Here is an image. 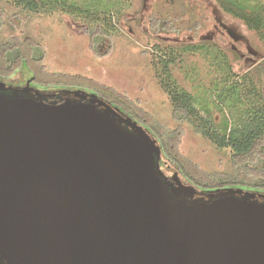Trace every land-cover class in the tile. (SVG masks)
Here are the masks:
<instances>
[{
    "label": "water",
    "instance_id": "obj_1",
    "mask_svg": "<svg viewBox=\"0 0 264 264\" xmlns=\"http://www.w3.org/2000/svg\"><path fill=\"white\" fill-rule=\"evenodd\" d=\"M5 89L0 264H264L254 193L172 186L157 139L104 100Z\"/></svg>",
    "mask_w": 264,
    "mask_h": 264
},
{
    "label": "rangeland",
    "instance_id": "obj_2",
    "mask_svg": "<svg viewBox=\"0 0 264 264\" xmlns=\"http://www.w3.org/2000/svg\"><path fill=\"white\" fill-rule=\"evenodd\" d=\"M16 1L0 0V13L6 20L13 18L18 26L23 25L14 29L6 22L0 40L14 33L33 36L47 47L46 63L51 70L81 73L110 85L138 99L166 126L174 127L176 121L170 93L157 74L161 53L174 51V78L201 104L208 105L218 122L225 119L234 123L243 117L256 99L249 93L253 84L264 94V36L225 12L218 0H43L37 12ZM99 1L106 4L93 9L92 2ZM235 1L252 9L264 5V0ZM71 3L85 11L86 3L91 7L83 15L78 7L66 6ZM86 16L100 17L111 26V53L96 56L92 52L84 31ZM235 79L243 83L242 95L236 94L228 107L219 103L216 94L227 90L225 96L230 98ZM12 80L18 83L23 77L19 73ZM185 127L181 150L188 159L205 171L230 169V149H219L190 125ZM164 170L171 172L167 167Z\"/></svg>",
    "mask_w": 264,
    "mask_h": 264
},
{
    "label": "trees",
    "instance_id": "obj_3",
    "mask_svg": "<svg viewBox=\"0 0 264 264\" xmlns=\"http://www.w3.org/2000/svg\"><path fill=\"white\" fill-rule=\"evenodd\" d=\"M41 1L43 0H17L16 4L28 11L37 12ZM218 2L225 12L241 20L249 30L264 36V5L252 9L240 1ZM92 3L95 6L93 9H99L101 4H106L100 1ZM86 4V11H89L91 5ZM109 5L107 4L108 8ZM66 6L74 9L78 7L83 15L86 12L76 3ZM86 20L84 31L89 37L92 52L96 56L111 53L114 47L111 26L100 17L89 19L86 16ZM6 22L14 29L23 25L18 26L13 18L6 20L5 14L0 13V31ZM104 46H107V50L103 51ZM173 54L174 51L161 53L158 57L160 69H157V74L173 102L172 116L176 121L174 127L155 120L138 99H133L110 85L81 73L51 70L46 63L47 47L31 35L21 36L14 33L7 39L0 40V83L5 84L7 92L32 93L33 96L39 95L38 97L46 101L60 102L64 97L75 99L77 93L85 95L86 99L92 97L104 100L124 116L143 126L157 139L162 150L158 164L172 186L176 185L177 176L182 182L195 187L197 194L203 196L242 190L254 193L264 201V94L253 84V89H250L249 93L256 99L243 117L234 123H229L225 119L218 122L209 106L201 104L199 99L181 87L174 78L171 65L177 62V56ZM19 73L23 80L16 83L12 79ZM242 85L243 83L237 79L230 98L225 96L227 90L217 93L219 103L225 102L228 107L233 105L236 94L242 95L240 90ZM213 104L216 109L221 110L217 104ZM187 124L195 133L209 138L219 149L231 150L230 169L205 171L182 153L181 143ZM125 125L129 127L126 123ZM165 167L171 172L164 170Z\"/></svg>",
    "mask_w": 264,
    "mask_h": 264
},
{
    "label": "flooded vegetation",
    "instance_id": "obj_4",
    "mask_svg": "<svg viewBox=\"0 0 264 264\" xmlns=\"http://www.w3.org/2000/svg\"><path fill=\"white\" fill-rule=\"evenodd\" d=\"M25 94H30V95H32V93H25ZM33 96V95H32Z\"/></svg>",
    "mask_w": 264,
    "mask_h": 264
}]
</instances>
